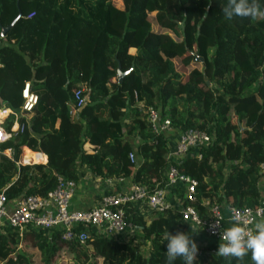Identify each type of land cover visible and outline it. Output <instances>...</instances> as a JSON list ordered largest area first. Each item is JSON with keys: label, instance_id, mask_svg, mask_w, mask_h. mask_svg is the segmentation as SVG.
Instances as JSON below:
<instances>
[{"label": "trees", "instance_id": "1", "mask_svg": "<svg viewBox=\"0 0 264 264\" xmlns=\"http://www.w3.org/2000/svg\"><path fill=\"white\" fill-rule=\"evenodd\" d=\"M226 4L0 0V26L20 13L0 36V97L20 111L27 81L38 97L28 122L20 118L21 129L0 141V192L9 200L46 196L58 177L78 182L82 167L103 179H128L148 192L163 188L170 132H154L144 112L153 107L171 120L172 130L213 136L208 146L173 163L197 181L190 205L202 219H211L214 204L258 207L264 199V19L228 20L222 12ZM118 62L122 71L134 66L121 83ZM80 89L87 100L78 108L74 94ZM13 114L3 125H12ZM135 138L139 161L132 162ZM30 152L43 162L28 163L39 160ZM171 192L182 198L184 187ZM121 207L126 227L136 232L127 242L95 229L85 245L63 240L58 230L38 231L26 233L36 252L28 251L29 245L23 252L19 233L8 227L0 231V264H53L61 252L78 264H165L167 231L191 233L197 240L179 211H151L134 203ZM213 247L198 245L196 264H236L216 256ZM243 264H253L251 253Z\"/></svg>", "mask_w": 264, "mask_h": 264}, {"label": "built area", "instance_id": "2", "mask_svg": "<svg viewBox=\"0 0 264 264\" xmlns=\"http://www.w3.org/2000/svg\"><path fill=\"white\" fill-rule=\"evenodd\" d=\"M82 91L81 89L77 90L74 94L78 108L82 107L85 101L81 94ZM21 96L24 103L20 111L31 113L38 102V97L30 90L29 81L24 83ZM144 112L147 114V120L155 133H166L173 129L171 120L168 117L162 118L158 109L149 107ZM13 113L14 111L8 108L0 97V141L7 136L3 121ZM212 139L213 136H210L206 131L195 129L181 131L176 144L169 149L168 163L164 172L166 182L163 188H156L152 192H148L143 186L132 184L128 191L108 192L101 195L95 204L86 210L70 208L71 202L76 196L78 185L75 181H65L60 177H58L56 187L49 191L46 196L21 195L12 200L11 210H9L11 200L7 199L6 194L2 191L0 192V226L6 222L20 236L38 231H46L50 234L53 230H58L61 231L63 240L80 245L86 244L92 229H95L103 237L120 240L118 237L126 231L124 210L121 206L126 203H134L140 208L146 207L151 211H179L183 219L192 226L194 231H197L194 233L195 238L204 234L209 239L204 246H214L211 252L216 253L219 243L224 242L221 240V236L227 228L232 226L231 217L235 215L240 218L242 223L254 228L255 222L260 217H264V199L256 208H236L214 204L210 207V220L202 219L198 215L193 206L190 205L191 202L195 201L197 181L179 173L173 163L183 159L193 148L208 146ZM30 153L34 157L38 156L39 160H31L28 163L39 164L43 162L39 153ZM6 154L11 157L12 150L8 149ZM129 159L132 162L135 161L133 152H129ZM24 161L22 157V160L16 161V164L20 165ZM260 169L264 172V159L260 164ZM181 186L184 187V194L182 198H177L171 190L173 187L180 188ZM175 197L177 203L174 201ZM184 202L187 205H184ZM204 203L207 205L208 201ZM226 223L230 226H226Z\"/></svg>", "mask_w": 264, "mask_h": 264}, {"label": "clouds", "instance_id": "3", "mask_svg": "<svg viewBox=\"0 0 264 264\" xmlns=\"http://www.w3.org/2000/svg\"><path fill=\"white\" fill-rule=\"evenodd\" d=\"M222 12L228 20L234 17L264 19V6L260 0H227ZM231 221L232 226L221 236L224 242L219 243L215 255L230 261L234 259L236 264H243L245 257L251 253L253 264H264V217L255 222L254 228L242 223L235 215L231 217ZM192 232L197 231L192 229ZM164 240L167 241L165 264H176L178 259L183 264H196L199 248L191 233L178 231L172 234L167 231Z\"/></svg>", "mask_w": 264, "mask_h": 264}, {"label": "crops", "instance_id": "4", "mask_svg": "<svg viewBox=\"0 0 264 264\" xmlns=\"http://www.w3.org/2000/svg\"><path fill=\"white\" fill-rule=\"evenodd\" d=\"M13 115L15 117V120L12 123V125L9 127L7 125L6 126L3 125L5 128L6 134H7V136L4 139H8V138L12 137L13 135H15L19 131V128H20V118H25V120L28 122V120L31 116V113H22L21 111H18V112H14ZM12 127H15V129L13 130V132L11 134H8V129L10 130V128H12ZM178 135H179V132L175 131V130H172V131H170V133L166 134V138L168 139L169 149L176 144ZM138 141L139 140L137 138H135L133 141L132 152L135 155V162H136V160L139 161V157L137 156V150H136ZM86 148L90 149V147L88 145H86ZM81 171L83 172V176L77 182V185H78L77 193H76V196L74 197V199L72 200L71 206H70V208L73 210L89 209L90 207H92L95 204V202L98 200V198L101 195L108 193V192L119 193V192L128 191L133 184L130 182V180L124 179V178L109 179V180L103 179L100 176L91 174L86 167H82ZM261 188H262V192L264 194V182L262 183ZM172 189H175V188L173 187ZM174 199H175L174 201L177 203V201H176L177 198L175 197ZM12 206H13V201L11 200L10 204H9V210L12 209ZM3 224L4 223H2L1 225H3ZM0 231H2V230H0ZM135 234H136L135 230L133 228H131L130 226H128V227H126L125 233L121 234L118 237L120 240L116 239L115 241H119V242L129 241V239L132 236H134ZM20 237H21L23 242H21L19 245V251L24 252L25 251L24 247L26 246L25 245L26 240L30 239L31 237L29 236V234H23ZM122 238H124L125 241L122 240ZM208 241H209L208 237H206L204 234H201V235L197 236L196 243H197V245L204 246L206 243H208ZM134 242L142 243V240L135 238ZM142 245H140V246H142ZM14 256H16V255H14ZM3 264H5V263H3ZM16 264H22V263L19 262Z\"/></svg>", "mask_w": 264, "mask_h": 264}, {"label": "water", "instance_id": "5", "mask_svg": "<svg viewBox=\"0 0 264 264\" xmlns=\"http://www.w3.org/2000/svg\"><path fill=\"white\" fill-rule=\"evenodd\" d=\"M20 17V13L17 15V17L8 25V26H0V36L1 37H4L5 36V34H6V32L14 25V23H15V21L18 19ZM196 59H199L200 61H203V59L202 58H199V57H195ZM134 69V66L132 65L131 66V68L129 69V70H127V71H122V69H121V65H120V63L118 62V66H117V70H116V72H117V80H118V83H121L122 82V80H123V78H124V76L126 75V74H128V73H130L132 70ZM204 80H205V82L207 83V84H209V81H208V79L205 77L204 78ZM87 100V97H85V101Z\"/></svg>", "mask_w": 264, "mask_h": 264}, {"label": "rangeland", "instance_id": "6", "mask_svg": "<svg viewBox=\"0 0 264 264\" xmlns=\"http://www.w3.org/2000/svg\"><path fill=\"white\" fill-rule=\"evenodd\" d=\"M9 226L7 225V223L6 222H4V224L3 225H1L0 226V230H2L3 231V229L4 228H8ZM24 245V244H23ZM25 245H29V250L28 251H35L36 249L34 248V247H32L33 246V241H32V237L30 238V239H28V240H26V243H25ZM24 245V246H25ZM25 248V250H27L28 249V247H24ZM36 252V251H35ZM62 253V252H61ZM61 253L58 255V256H55V261H53V264H56V262H58V261H62V264H78V263H80V262H77V261H75V259L74 258H67V256H65V254L64 255H61ZM19 263V262H18ZM40 264H43V263H40Z\"/></svg>", "mask_w": 264, "mask_h": 264}, {"label": "bare ground", "instance_id": "7", "mask_svg": "<svg viewBox=\"0 0 264 264\" xmlns=\"http://www.w3.org/2000/svg\"><path fill=\"white\" fill-rule=\"evenodd\" d=\"M1 135V134H0Z\"/></svg>", "mask_w": 264, "mask_h": 264}]
</instances>
